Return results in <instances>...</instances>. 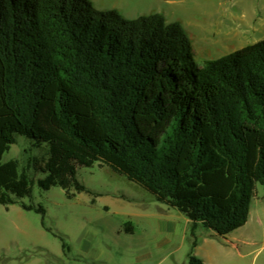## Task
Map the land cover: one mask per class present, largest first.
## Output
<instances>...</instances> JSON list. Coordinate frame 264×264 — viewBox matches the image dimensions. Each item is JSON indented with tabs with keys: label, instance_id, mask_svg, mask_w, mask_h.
<instances>
[{
	"label": "trees",
	"instance_id": "obj_1",
	"mask_svg": "<svg viewBox=\"0 0 264 264\" xmlns=\"http://www.w3.org/2000/svg\"><path fill=\"white\" fill-rule=\"evenodd\" d=\"M193 57L181 23L161 14L0 0V205L40 214L52 232L44 207L23 202L34 185L73 199L90 192L79 168L107 166L187 218L189 264H203L197 231L225 239L264 190V39L202 65ZM18 137L44 151L22 169L1 162Z\"/></svg>",
	"mask_w": 264,
	"mask_h": 264
},
{
	"label": "rangeland",
	"instance_id": "obj_2",
	"mask_svg": "<svg viewBox=\"0 0 264 264\" xmlns=\"http://www.w3.org/2000/svg\"><path fill=\"white\" fill-rule=\"evenodd\" d=\"M90 1L96 10H114L128 20L161 14L167 22H180L196 65L264 39V0ZM43 152L18 137L1 162L18 160L22 169L28 158ZM77 177L89 193L68 199L59 187L44 191L34 185L32 199H23L44 207L52 232L42 227L40 214L18 204L0 205V264H189L192 238L183 214L107 166L81 167ZM128 222L132 234L124 231ZM196 234L193 255L203 264H264L263 188L256 186L243 227L225 239L205 229ZM55 235L64 237L68 253Z\"/></svg>",
	"mask_w": 264,
	"mask_h": 264
}]
</instances>
